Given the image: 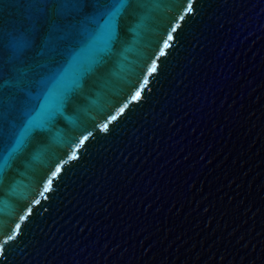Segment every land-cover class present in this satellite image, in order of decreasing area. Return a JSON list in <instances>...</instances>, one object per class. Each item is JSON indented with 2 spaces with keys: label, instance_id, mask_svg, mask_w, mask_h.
I'll list each match as a JSON object with an SVG mask.
<instances>
[{
  "label": "water",
  "instance_id": "water-1",
  "mask_svg": "<svg viewBox=\"0 0 264 264\" xmlns=\"http://www.w3.org/2000/svg\"><path fill=\"white\" fill-rule=\"evenodd\" d=\"M110 2L0 0V264H264V0Z\"/></svg>",
  "mask_w": 264,
  "mask_h": 264
},
{
  "label": "snow or ice",
  "instance_id": "snow-or-ice-1",
  "mask_svg": "<svg viewBox=\"0 0 264 264\" xmlns=\"http://www.w3.org/2000/svg\"><path fill=\"white\" fill-rule=\"evenodd\" d=\"M119 4H120V0H111V2L108 5H106L105 14L108 15ZM36 126H42V125H38L35 120H32L29 121L26 127H24V130L16 139V144L18 149H23L24 147H26V138L28 137L31 129Z\"/></svg>",
  "mask_w": 264,
  "mask_h": 264
}]
</instances>
